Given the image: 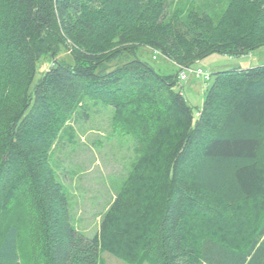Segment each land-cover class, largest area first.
I'll return each mask as SVG.
<instances>
[{
  "label": "trees",
  "instance_id": "obj_1",
  "mask_svg": "<svg viewBox=\"0 0 264 264\" xmlns=\"http://www.w3.org/2000/svg\"><path fill=\"white\" fill-rule=\"evenodd\" d=\"M172 1L0 0V264H23L24 226L33 264H100L103 248L151 264H264V64L216 71L195 109L176 89L179 73L139 53L180 67L251 52L264 45V0H227L216 16L170 14ZM88 101L113 107L140 143L152 137L158 180L138 218L140 187L127 183L93 236L71 223L51 162ZM22 202L26 223L11 211ZM234 218L236 241L206 228Z\"/></svg>",
  "mask_w": 264,
  "mask_h": 264
},
{
  "label": "rangeland",
  "instance_id": "obj_2",
  "mask_svg": "<svg viewBox=\"0 0 264 264\" xmlns=\"http://www.w3.org/2000/svg\"><path fill=\"white\" fill-rule=\"evenodd\" d=\"M226 3L227 0H173L169 6V13L178 7L185 9L196 7L201 11L212 12L216 16ZM139 53L162 73L177 74L181 71L178 65L149 47H141ZM262 64L264 45L240 55L215 52L194 61L189 67L193 70L201 68L213 74L219 70L248 68ZM185 71L188 79H178L176 89L181 90L189 103L198 109L203 105L212 80L197 77L188 68ZM116 114V110L111 106L88 101L84 108L76 109L71 115L51 151L52 165L70 201L71 223L88 236H93L99 231L104 214L127 183L135 187L136 191L140 187L135 207V217L138 218L139 212L142 213L144 208V199L150 195L149 185L158 181L155 179L151 154L155 141L150 143L151 137L147 141L149 145L140 143L135 134L125 127L124 122L116 118ZM252 203L257 206L258 200L255 199ZM31 209L29 203L22 202L11 211L17 216L21 214L22 216L16 219H23L26 223L30 218L26 212L30 214ZM241 225L238 218L228 223L220 222L219 219L206 222L208 230L225 234L226 238H232L230 240L233 241L239 238ZM22 233L20 251L23 264H33L32 235L27 232L26 226L23 227ZM139 254L137 251L133 260H127L120 256L117 248L114 252L103 248L100 251V264L152 263L148 258L139 260L141 258L140 254L138 259Z\"/></svg>",
  "mask_w": 264,
  "mask_h": 264
},
{
  "label": "built area",
  "instance_id": "obj_3",
  "mask_svg": "<svg viewBox=\"0 0 264 264\" xmlns=\"http://www.w3.org/2000/svg\"><path fill=\"white\" fill-rule=\"evenodd\" d=\"M181 71L179 72V79L181 80H187L188 76L186 75L185 69H190L191 72L195 73L197 77H203L205 80H210L212 77V74L205 72L203 69L198 68L197 70L191 69L189 66H180Z\"/></svg>",
  "mask_w": 264,
  "mask_h": 264
}]
</instances>
